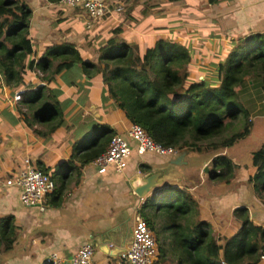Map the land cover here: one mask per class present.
Segmentation results:
<instances>
[{
    "label": "trees",
    "instance_id": "16d2710c",
    "mask_svg": "<svg viewBox=\"0 0 264 264\" xmlns=\"http://www.w3.org/2000/svg\"><path fill=\"white\" fill-rule=\"evenodd\" d=\"M57 3L58 0H48ZM215 2L218 0H209ZM31 8L26 0H0V98L2 86L16 89L31 87V72L44 83L21 96L19 104L27 126L44 125L33 129L37 135H48L63 124L66 102L61 100L60 90L51 89L60 71L74 77L73 69L92 85L103 84L102 98L110 97L132 123H137L162 146L182 151H208L229 147L247 135L252 126L250 112L241 99L245 81L257 77L264 87V33L253 32L228 40L227 46L218 44L216 52H210L207 62L197 65V50L173 39L158 38L151 42L139 56L127 42L110 37L98 48L96 62L82 57L83 48L68 41L47 43L35 57L29 34ZM114 30V29H113ZM119 31V26L117 27ZM198 67L191 76L192 68ZM205 71V76L199 74ZM74 79H76L74 77ZM81 87V86H80ZM65 103V104H64ZM48 109L43 118L39 108ZM237 126V128H233ZM93 138L75 153L81 165L88 164L102 153L116 133L108 124H91ZM221 166L209 171V177L228 181L232 174L231 160L221 156L213 162ZM58 164L53 172L49 167L36 165L53 181L50 204H61L69 189L70 176L78 172L68 163ZM254 172L248 177L257 194L264 191V146L251 154ZM66 166V172L57 177V168ZM72 169V171H69ZM68 171V172H67ZM73 173V174H72ZM76 176L75 183L78 182ZM165 200L155 203L148 198L140 205L138 213L152 230L159 247L154 264L172 259L174 264H258L264 251V228L255 225L246 206L234 209L239 228L223 243L218 241L207 225L199 218L194 196L180 192L172 184L160 188ZM153 203L155 208L145 213L144 207ZM167 212L166 230H172L177 248L167 250L154 229L157 211ZM207 222V223H206ZM10 216L0 218V253L9 248L16 234ZM52 264V263H51Z\"/></svg>",
    "mask_w": 264,
    "mask_h": 264
},
{
    "label": "crops",
    "instance_id": "0c3cea01",
    "mask_svg": "<svg viewBox=\"0 0 264 264\" xmlns=\"http://www.w3.org/2000/svg\"><path fill=\"white\" fill-rule=\"evenodd\" d=\"M231 1L239 8L235 17L238 18L240 31H244L238 36L253 32L264 33V0H150L148 6L146 0H138V16L141 17L139 19H152L146 20L149 24L144 25L141 31L136 19L116 20L114 15L119 12L108 14L110 17L107 16L106 19L91 20L79 6L63 7L48 0H26L31 8L29 34L35 57L47 43L71 42L69 33L80 34V42H85L91 48L94 46L93 49L106 44L110 37H116L118 41L133 46L139 41L128 38L130 28V33L138 32V29L140 33H148L153 36V41L167 38L182 42L187 47H194L197 50V64H201L202 59L205 62L207 56L211 55L210 52H216L217 45L222 44L219 42L223 36L219 35L221 24L217 25L216 16H211L212 12L209 10L227 6ZM89 21L92 23L88 25ZM120 24L128 31L126 28L122 29L123 25ZM146 26L148 29L145 30ZM97 37L101 41L95 46ZM86 45H82V57L89 58ZM147 46H142V52ZM73 71L74 74L71 75H75L76 79L70 78L62 70L47 84L51 89L60 90L61 100L66 102L63 124L48 135H37L33 131L38 128L44 131V125L33 123L31 127L27 126L21 114L25 107L19 104V101H13L15 91L23 89L21 95L24 96L40 85L37 83L40 80L37 73L31 72V87L1 88L0 218L10 216L17 230L9 248L1 251L0 264H41L44 258L51 254H55L59 264H69L71 255L84 242L94 245L92 259L95 262L126 264L120 259L119 253L130 243L131 227L140 205L146 198L154 200L155 203H158L159 198H164V194H161L153 199L151 193L144 197L137 196L130 187V180L157 167L168 168L169 160L182 153L168 156L154 152L138 154L132 145L120 170L112 168L104 173H97L89 163L82 166L79 155L75 152L93 138V133L90 132L92 123L108 124L116 133H124L131 123L112 98H102V83L93 80L92 85H88L87 79L81 78L76 69ZM202 152H183L184 156L179 164L167 170L170 178L168 183L180 192H188L194 196L198 204L199 218L209 221L212 232L217 228L214 218L207 217L206 212L210 208L218 212L215 219L219 222V214L225 210L233 212L237 207L246 206L251 221L264 228V201L262 203L259 199L261 194L247 192L246 201H242L241 193L237 189L227 196L219 189H210L212 186L209 185H213L214 180L203 173L207 167L206 161L193 168L190 165V159L199 157ZM24 158H28L34 165L39 163L43 167H49L51 172L58 164L70 167L68 163H71L77 167L78 172L70 176L69 189L60 205L50 204V192L44 197L43 209L24 205L19 199L20 188L5 185L10 173L22 166ZM65 167H58L56 174L62 176L66 172ZM253 172L254 167L250 163L248 177ZM78 174V182L75 183ZM234 183L235 178L232 185ZM163 184L164 182L161 185ZM221 184L223 187L226 185ZM235 226L232 234L237 231L239 224ZM157 250L159 251L158 246ZM162 263L170 264L167 258ZM258 264H264V259Z\"/></svg>",
    "mask_w": 264,
    "mask_h": 264
},
{
    "label": "rangeland",
    "instance_id": "374dc122",
    "mask_svg": "<svg viewBox=\"0 0 264 264\" xmlns=\"http://www.w3.org/2000/svg\"><path fill=\"white\" fill-rule=\"evenodd\" d=\"M149 1L150 0H146L147 6L150 5V3H148ZM109 2L111 4L110 5L111 9L113 7H116L117 5H120L122 7V9L118 11L120 14L112 12L113 14L115 13L114 17L116 18V20H121L122 18L123 20L136 19V22H138L139 24L140 31L144 25L149 24V22H147L146 20H152V19L146 18L145 20L143 19L144 20L143 21L139 19L141 17L138 16V9L140 8V5H137L138 0H132V3H131V0H109ZM233 4L234 2L231 1L227 6H224V7L221 6V7H217V8L209 10V12H212L211 16H216L215 18H217L218 20L217 25L221 24L220 28L222 29L220 30L219 35L222 34L223 36L220 40L219 38L217 40H219V42H222V45L224 46H227L229 39L236 38V36L238 37V34H241L244 32V31H240L238 18L235 17V13L238 12L239 8L235 4L233 7ZM197 6H199V3H197ZM203 6L205 5L203 4ZM198 14L201 15L199 12ZM107 16L109 15H105L101 19H106ZM89 23H92V22L89 21ZM115 24H117V21H115ZM122 25L123 24H120V26ZM146 27L147 28H145V30L148 29V26ZM123 28H126V27L123 25L122 29ZM131 30L132 29L129 28V31ZM126 31H128L127 28H126ZM129 31H128V35H129L128 38L139 41L138 44H134L133 46L131 45L130 47L133 49L135 53H137V55L140 56L142 54V46L149 45L153 41V36H150L148 33H145L143 31L140 33L139 29H138V32L136 31L134 33H130ZM80 36H81L80 34H70V33L68 34V38L71 40L73 44L77 46H79L80 43L82 45H86L85 42L83 41L80 42ZM132 36H134V38H131ZM157 37L158 35L156 36V38ZM100 41L101 40L98 39L97 37L95 39V46L96 45L98 46ZM82 45L80 46L83 47ZM86 48L89 50L88 59L92 62H96L98 55H99V51L97 47L93 49L94 46L93 48H91L86 45ZM215 51H217V49ZM200 61H201V64L204 62L203 59ZM206 62L207 61H205V63ZM199 64L197 65L199 66ZM191 68H192L191 76L193 77L196 75L195 73L196 70H199V69L198 67L197 68L191 67ZM199 75H200L199 76L200 78H203V76H205V71H203ZM251 79L252 81L250 82L245 81L244 85L242 86L241 92H240L241 99L244 105L248 108L250 112V119L252 120V126L250 128L249 133L241 137L239 140H237L235 143H233L229 147H220L218 149L208 150L206 152H202L199 155V157L190 159L191 168H193V166L195 165L202 164V162L206 161L205 164H207V167H205V169L203 170V173L209 177V171L211 170L217 171L221 167L219 165L215 166L213 163L214 161L217 160L218 156L221 157L223 155L229 158L231 160L234 170L232 171V174L229 177L228 181H225L221 178L220 179L214 178L213 179L214 184L209 185V186H212L210 187V189H213V190L219 189V191L224 192L225 196H227L231 191L237 189L241 193L242 201H246L247 192H249V194L251 191L254 193L256 192L252 187V183L248 180L247 174L249 172V165L251 163L250 161H251L252 152L256 150L257 148L264 146V87H262V82L257 77H252ZM39 111L42 113L41 116L43 118H46L48 116L47 108L43 110V107H40ZM233 128L239 129L237 128V126ZM233 164H235V166ZM56 177L58 179V177L60 176L57 175ZM233 178H235V183L232 185ZM221 183H224L226 185H224L223 187V184ZM217 185L219 187H216ZM250 198L251 196L248 197V199ZM259 199L263 203L264 191L261 193V197ZM163 200H165V203L167 204L166 199L159 198L158 202H161ZM154 208L155 206L153 203H148L147 206L144 207V211L145 213H147L149 212V210H153ZM215 210L216 209L210 208L207 210L206 214L208 218L210 219L214 218L213 220L215 221V225L217 229L213 231V235L217 238L218 241L223 243V241L233 233L234 228L236 227L235 225L239 224V221L235 219L232 210H229V211L225 210L224 212H222V214H219L221 218L219 219V222H218V220L215 219L217 218L218 212H214ZM153 220H154V224H153L154 229L156 230L161 240H163L165 246L166 247L168 246L167 250H170V249L176 250L177 244H176V240L173 237L172 230L165 229V224L168 220L167 212L165 210L157 211ZM207 222L206 223L208 225L209 221ZM209 228H210V225H209ZM167 260L169 261L170 264H174V261H172V259L167 258ZM162 264H167V263H162Z\"/></svg>",
    "mask_w": 264,
    "mask_h": 264
},
{
    "label": "built area",
    "instance_id": "2783aa9c",
    "mask_svg": "<svg viewBox=\"0 0 264 264\" xmlns=\"http://www.w3.org/2000/svg\"><path fill=\"white\" fill-rule=\"evenodd\" d=\"M63 7L79 6L84 9L91 20L101 19L112 12L122 9L120 5L110 8L109 0H58ZM89 25V22H88ZM41 74L40 71H36ZM43 84L42 80L37 82ZM21 90L15 91L13 101L20 99ZM124 133H115L108 142L106 149L92 159V165L97 173H104L108 169L120 170L130 153L132 145L138 154L154 152L159 155L177 154L178 150L170 146H162L155 142L148 133L137 123H132ZM5 185H15L20 188L19 199L27 206H37L43 209V200L54 185L53 181L38 166L31 163L28 158L23 159V164L10 177L5 180ZM131 239L128 247L119 253V257L126 264H154L157 260L158 250L154 234L145 220L136 213L131 227ZM94 245L84 242L71 255L69 264H102L92 259ZM264 259V251L260 255ZM59 264L55 254L45 257L41 264Z\"/></svg>",
    "mask_w": 264,
    "mask_h": 264
},
{
    "label": "water",
    "instance_id": "95a60500",
    "mask_svg": "<svg viewBox=\"0 0 264 264\" xmlns=\"http://www.w3.org/2000/svg\"><path fill=\"white\" fill-rule=\"evenodd\" d=\"M183 152L180 153L176 158L169 160L168 168H172L179 164L183 158ZM168 168L157 167L153 170L144 172L139 176H135L130 180V187L134 193L139 197H144L148 193L152 194V198H156L161 195L159 187L168 186L170 178L168 177ZM164 182L163 185H161Z\"/></svg>",
    "mask_w": 264,
    "mask_h": 264
},
{
    "label": "clouds",
    "instance_id": "9594fccd",
    "mask_svg": "<svg viewBox=\"0 0 264 264\" xmlns=\"http://www.w3.org/2000/svg\"><path fill=\"white\" fill-rule=\"evenodd\" d=\"M20 99H21V94H20ZM20 99L18 101H20ZM182 152H185V151H182Z\"/></svg>",
    "mask_w": 264,
    "mask_h": 264
},
{
    "label": "bare ground",
    "instance_id": "6f19581e",
    "mask_svg": "<svg viewBox=\"0 0 264 264\" xmlns=\"http://www.w3.org/2000/svg\"><path fill=\"white\" fill-rule=\"evenodd\" d=\"M22 96V95H21Z\"/></svg>",
    "mask_w": 264,
    "mask_h": 264
}]
</instances>
